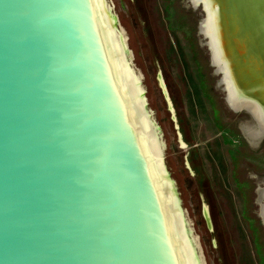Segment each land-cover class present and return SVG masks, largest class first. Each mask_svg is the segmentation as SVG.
<instances>
[{"label": "water", "instance_id": "obj_1", "mask_svg": "<svg viewBox=\"0 0 264 264\" xmlns=\"http://www.w3.org/2000/svg\"><path fill=\"white\" fill-rule=\"evenodd\" d=\"M198 2L256 145L264 0ZM0 264H246L156 0H0Z\"/></svg>", "mask_w": 264, "mask_h": 264}, {"label": "rangeland", "instance_id": "obj_2", "mask_svg": "<svg viewBox=\"0 0 264 264\" xmlns=\"http://www.w3.org/2000/svg\"><path fill=\"white\" fill-rule=\"evenodd\" d=\"M156 3L206 132L211 161L245 262L264 264V219L261 192L255 183L264 177V136L256 145L250 143V115L233 111L226 89L219 87L223 73L211 66L209 38L199 33L205 19L203 5L198 2L193 10L190 0Z\"/></svg>", "mask_w": 264, "mask_h": 264}, {"label": "bare ground", "instance_id": "obj_3", "mask_svg": "<svg viewBox=\"0 0 264 264\" xmlns=\"http://www.w3.org/2000/svg\"><path fill=\"white\" fill-rule=\"evenodd\" d=\"M200 4H202V2H199ZM200 4H197V6H199ZM203 5V4H202ZM196 6V7H197ZM205 12V11H204ZM205 18H206V14H205ZM209 50V49H208ZM218 73H221V72H218ZM224 90V89H223ZM225 92V91H224ZM226 93V92H225Z\"/></svg>", "mask_w": 264, "mask_h": 264}]
</instances>
